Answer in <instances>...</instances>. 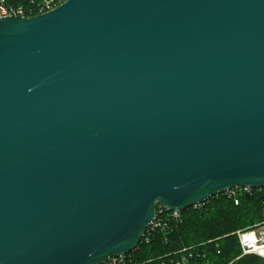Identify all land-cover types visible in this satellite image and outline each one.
Listing matches in <instances>:
<instances>
[{
  "label": "water",
  "instance_id": "water-1",
  "mask_svg": "<svg viewBox=\"0 0 264 264\" xmlns=\"http://www.w3.org/2000/svg\"><path fill=\"white\" fill-rule=\"evenodd\" d=\"M235 186L264 187V0L0 18V264H102Z\"/></svg>",
  "mask_w": 264,
  "mask_h": 264
},
{
  "label": "trees",
  "instance_id": "trees-1",
  "mask_svg": "<svg viewBox=\"0 0 264 264\" xmlns=\"http://www.w3.org/2000/svg\"><path fill=\"white\" fill-rule=\"evenodd\" d=\"M29 6L30 0H6ZM263 191L254 189L241 194L239 204L226 194H219L202 205L181 211L180 217L157 207L156 222L148 228L138 246L126 254L135 264H264V258L242 249L235 232L262 219Z\"/></svg>",
  "mask_w": 264,
  "mask_h": 264
},
{
  "label": "built area",
  "instance_id": "built-area-1",
  "mask_svg": "<svg viewBox=\"0 0 264 264\" xmlns=\"http://www.w3.org/2000/svg\"><path fill=\"white\" fill-rule=\"evenodd\" d=\"M64 1L66 0H30L29 6L26 5L24 6L23 4L14 5L8 3L6 0H0V18L6 16H13V15L32 16V15L41 14L54 9L58 5L62 4ZM254 189L263 191L264 194V187L253 188L250 186H235L233 188L226 190L223 194H226L228 197L233 199L235 204H239L240 202L239 196L241 194L251 193ZM202 204L203 203H199L193 206L198 207ZM180 213L181 211L174 210L171 211L170 214L175 218H179ZM261 215H262V219L259 223L255 224L250 228L239 229L235 232V234L239 239L240 246L242 249L241 256L248 254H255L264 258V231L261 230L264 228V196L261 204ZM156 219L149 228L152 227L153 229H155L156 227L160 226V223L156 222ZM182 262L183 264H189L187 263V259L185 257L183 258ZM102 264H135V263L132 262L131 259L128 258L126 254H123L116 257H111Z\"/></svg>",
  "mask_w": 264,
  "mask_h": 264
},
{
  "label": "rangeland",
  "instance_id": "rangeland-1",
  "mask_svg": "<svg viewBox=\"0 0 264 264\" xmlns=\"http://www.w3.org/2000/svg\"><path fill=\"white\" fill-rule=\"evenodd\" d=\"M261 230H263V231H264V228H263V229H261Z\"/></svg>",
  "mask_w": 264,
  "mask_h": 264
},
{
  "label": "bare ground",
  "instance_id": "bare-ground-1",
  "mask_svg": "<svg viewBox=\"0 0 264 264\" xmlns=\"http://www.w3.org/2000/svg\"><path fill=\"white\" fill-rule=\"evenodd\" d=\"M157 216V215H156Z\"/></svg>",
  "mask_w": 264,
  "mask_h": 264
}]
</instances>
